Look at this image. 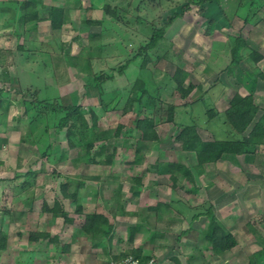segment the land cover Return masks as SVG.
Listing matches in <instances>:
<instances>
[{"label": "rangeland", "instance_id": "1", "mask_svg": "<svg viewBox=\"0 0 264 264\" xmlns=\"http://www.w3.org/2000/svg\"><path fill=\"white\" fill-rule=\"evenodd\" d=\"M29 1L43 3L45 9L57 5L63 7L67 3V17L61 30L55 34L49 30L44 34V26H41L39 33L30 31L25 37H16L14 33L3 29L0 47L7 51V54H3V61L15 63L11 73H15L19 83L0 84V88L6 93L0 112V142L2 136L6 140L5 146L0 148V160L3 162L0 166V180L13 181L16 175L21 177L14 182L0 183V231L7 237L6 250L0 252V264H14L20 253H28L26 264L110 263V258L96 248L81 247L83 236L79 228L83 218L75 213L76 203L60 196L58 187L64 179L58 177V174L76 180L82 177H99V180H84L77 192V203L81 204L84 215L98 212L108 216L115 225L116 236L124 239L126 227L139 221L138 217L133 216L112 219L118 199H121L126 211L130 213L140 210L138 202L144 206L149 203L156 205L179 201L181 204L176 208L171 207L172 210L162 212L161 223L160 219L153 217L155 228L160 231L158 234L161 236L156 235L154 227L140 224L141 233L136 234L139 237L136 247L141 244L146 248L150 247L148 251L144 248L148 256H153L151 248L160 245L166 248V253L171 249L168 253L171 254L170 257L181 259L182 264H187L189 259L192 264H248L252 253L261 249L258 237L264 238V195L257 193L252 186L247 187V182L254 180L240 165L229 161L207 166L206 169L204 165L200 174L192 170L194 184L182 179L172 183L162 170L145 173L143 170L152 166L156 160L177 161L191 169L194 167V155L183 152L180 143L173 140L176 127L194 125L198 136L203 140L238 138L232 130L228 136L223 133L226 129L222 116L215 118L209 114V111L216 113L218 107L223 109L232 93L226 98L216 99L215 92L210 87H214L215 76L231 62L230 46L233 37L241 36L247 42L254 38L248 32L253 31L255 24L264 17V11L256 14L257 7L264 6V1L257 0L256 4L250 6V2L246 0H216L204 5L205 18L192 12L167 28L165 49L169 52L168 58L156 62L155 57L161 55L163 50L153 51V63H156L148 65L152 81L168 84L162 94L161 114L156 126L160 143L158 148L141 151L144 155L143 164L135 169L124 163L134 158L136 141L132 136L115 143L118 150L112 166L98 163L106 154L105 143L70 150L67 148L65 130L57 134L53 130L50 132L48 143L53 145L51 155L41 157L38 148L21 142L29 128L21 97L15 93V89L37 90L40 99H58L64 104H79L87 118L90 111L96 113L99 130L113 129L118 124H123L127 129L133 128L136 120L142 116L141 105L135 101L133 109L124 114L122 93L139 75L138 62L132 63L124 75L116 72L114 80L105 84L110 92L104 97L103 105L99 104L97 91L85 86L84 78L91 73L109 72L122 65L135 53L139 43L149 37L140 21L159 24L163 11L186 0H133L129 6L127 2L131 0H79L78 3H73L74 0ZM106 3L124 8L121 15L128 20V27L117 24L121 30L106 28L102 36L91 38L88 35L100 33V27L89 26L84 21L101 19ZM246 15L251 16V26L243 23ZM135 17L139 19L136 20ZM209 19L213 21L209 22ZM4 26L6 25L3 24ZM18 46L27 52L22 53ZM62 46L64 50H61ZM66 51L69 54H65ZM244 54L246 56V51ZM178 66L192 71L185 85L189 82L196 85V89L186 100L181 99L174 84L169 83L166 78ZM245 70L247 66L242 63V66L233 65L229 71L238 74H232L234 77ZM255 72L252 71L254 74ZM220 86L219 81L217 90L223 88ZM151 90H154L153 86ZM255 103L264 105L263 101ZM169 104L175 107L173 122L167 121ZM41 128L42 124L35 128V133L38 134ZM135 134L132 132L133 136ZM44 145L41 142L39 147ZM95 152H100L102 156L94 158L92 162ZM254 170L255 166L249 169ZM28 171L35 172V184L21 190L19 187L24 180L23 175ZM141 173L143 188L140 196L132 197L129 192L130 184L125 179ZM56 198L61 200L72 223L66 224L61 218L41 213L42 203L46 201L51 206ZM211 202L216 203L215 208ZM208 204L212 205L215 216L237 241V246L228 252L214 254L210 245L205 242L203 232L208 225L206 218L201 217L191 222V217ZM248 223L253 225L257 236ZM188 226H191L192 231L182 238V242L178 241L177 235L188 229ZM32 227L58 237V244H51L47 240L29 243L27 233ZM114 244L118 249L123 248V245ZM65 245L72 246L70 251H64ZM170 261V264H176L175 261Z\"/></svg>", "mask_w": 264, "mask_h": 264}, {"label": "trees", "instance_id": "2", "mask_svg": "<svg viewBox=\"0 0 264 264\" xmlns=\"http://www.w3.org/2000/svg\"><path fill=\"white\" fill-rule=\"evenodd\" d=\"M214 1L216 0H186L173 8L163 11L159 19V24L153 22L145 24L144 21L141 20L140 24L147 30L146 32L149 37L139 43L135 53L127 58L122 65L112 68L109 72L91 73L84 78L85 86L91 87L97 91L99 95V104L103 105L104 97L110 92L106 89L105 84L114 80V74L116 72L118 75H124L132 63L138 62L137 68L139 70V75L136 77L133 84L125 88L122 93V111L124 114L133 109L135 101L141 105L142 116L136 120L133 128L127 129L123 124H118L113 129L108 128L99 130L98 116L95 112L90 111L89 117L87 118L83 114L79 104H64L58 99L52 101L40 99L37 90L31 91L19 88L15 93L21 97L22 105L25 110L24 116L26 117L27 126L29 128L28 133L21 139V142L35 146L39 149L41 157L46 158L51 155L53 146L50 142L48 143L50 132L53 130L55 134H57L65 130L67 148L70 150H81L83 148L92 147L96 143H105L107 146L106 154L98 163L112 166L118 150L115 143L119 139L132 136L135 137L136 141L133 152L134 158L132 161L124 163L130 165L131 169L141 166L144 160V155L141 151L159 147L160 136L156 132V126L158 125L161 114V104L163 103L162 94L167 89L166 86H168V84L164 85L162 82H154L151 80L152 72L148 69V65L151 62L153 63L152 52L163 50L161 55L155 57L156 62L167 59L169 56L168 50L165 49V33L167 28L177 19L183 18L185 15L192 12L205 18V16H203L205 13L204 5ZM246 1L250 2V6L257 3V0ZM78 2L79 0L73 1V3ZM132 2L133 0L127 2V5H132ZM65 6H51L48 11L43 12V7L41 5L29 0H20L17 2L0 3V10L13 9L15 11L13 14L17 16V19H15L17 24L16 35L18 37H25L30 31L36 30L38 23L42 20L49 21L51 30L54 34L59 32L67 17V3ZM263 8L264 6L262 5L257 7L258 11L256 14L263 12ZM123 11L125 10L121 6H111L106 3L103 7V17L101 19L84 21V23L89 26L100 27V33H90L88 36L91 38L96 35L102 36L106 28L121 30L117 24L127 28L129 22L121 15ZM249 15L243 18L244 24L249 23L251 17ZM135 19L138 20L139 18L135 17ZM262 20L263 18H261L259 22ZM208 21L211 22L213 19H209ZM61 48L64 50L63 46ZM18 49L21 52L23 50L21 46H18ZM245 51H248L250 55H255L254 64L261 60V57L256 55V52L248 48L246 41L242 39L241 36L233 37L230 46V64L239 65L245 57ZM66 54H69L68 51H66ZM191 73V70H185L178 66L172 75L166 76L168 82L174 84V89L183 100H186L196 89L194 83L189 82L185 85ZM11 84H15V82L12 81ZM151 86L154 87V90H151ZM5 95L6 93L3 89H0V112L3 108V99ZM258 110L259 108L252 94L246 96H241L238 93L234 94L229 101L228 108L224 111V116L231 130L238 135L237 139L203 140L198 136L194 125L176 127L173 140L180 143L183 152L194 155L196 160L194 167L191 169L184 163L177 161L156 160L152 166L149 168L146 167L143 173L162 170L172 183H176L178 180L182 179L194 184L195 180L192 170L200 174L204 165L215 164L229 157L233 159V162H236L239 156H253L254 159H256L260 148L264 146V109L261 115H258ZM174 112V105H167L168 122H173ZM209 114L210 117L214 115L211 111H209ZM41 124V131H39L38 134L35 133V128H38ZM249 128L250 130L248 133L244 135ZM132 132L136 134L133 136ZM1 139L0 148H3L6 140L3 136ZM41 142L45 143L42 148L39 147ZM100 156H102L100 152H95L91 161L93 162L94 158ZM2 164L3 162L0 160V166ZM20 177L21 175H16L13 181L0 180V183L14 182L15 179ZM23 177L24 180L19 187L21 190H25L27 187L35 184V172L28 171ZM58 177L64 179L58 187L60 196L63 199L76 203L75 213L83 218V222L79 228V232L83 236V242L80 243L81 247L90 246L91 248L98 249L102 254L107 255L111 261L106 264L120 263L128 257L137 259L141 264H146L147 261L151 259V256L143 255L142 248H136L134 246L136 234L140 231L141 221L146 222L150 216L159 218V215L163 211L172 210L171 207L176 208V206L180 204L179 201L157 203L155 206L130 213L126 211L121 199H118L116 201V212L112 215V219H114L115 216H133L138 217L139 222L135 225H128L126 227L125 239L117 238L115 234V225L110 221L108 216L98 212L84 215L81 204L77 203V192L79 188L83 186L84 180H99V177H82L79 179L77 178V180L61 174H58ZM125 180L130 184L129 192L131 196H140L143 188L142 173L133 175ZM41 213L50 215L53 218H61L66 224L73 222L69 214L65 211L59 198L54 199L51 206L44 201L42 203ZM201 217L206 218L208 221V225L203 232V237L205 242L210 245L214 254L228 252L237 246L235 237L215 216L211 204L203 207L200 212L193 215L191 217V222ZM260 218H262V215ZM248 226L251 227L252 232L257 236V231L253 228V225L248 223ZM191 231V226H189L188 229L180 232L176 239L179 241L181 238L187 237ZM258 238L257 242L261 246V249L252 253L249 257L248 264H264V238L261 236ZM45 240L51 244H58V238L56 236L52 237L47 231L39 232L36 228L32 227L27 233V241L29 243H39ZM114 243L123 245V248H116ZM6 246L7 237L0 231V252L5 251ZM71 247V245H65L64 251H70ZM27 254L28 253H20L14 264H26L25 259ZM173 261H175L176 264H180L179 260L175 257H173ZM187 264H192L191 259L187 261Z\"/></svg>", "mask_w": 264, "mask_h": 264}, {"label": "crops", "instance_id": "3", "mask_svg": "<svg viewBox=\"0 0 264 264\" xmlns=\"http://www.w3.org/2000/svg\"><path fill=\"white\" fill-rule=\"evenodd\" d=\"M15 1L17 2V1H20V0H9V1L1 0L0 3H8V2H15ZM32 2L37 3L39 5L42 4L41 6L43 7V9H42L43 12H46L49 9V8L45 9L46 6L43 3H38V2H35V1H32ZM13 13H15V11L13 9L0 10V45L3 42V39H2L3 29H7L11 34L14 33V35L16 37H18L16 35V31H17V26L16 25L17 24L15 22V19H17V16L14 15ZM3 24L6 25V26L3 27ZM247 25H250V22ZM41 26H44V28H45L44 29V34L47 33L48 30L52 33L51 27H50V23H49L48 20H42L40 22V24L37 26L36 31L34 30V33H39ZM252 29H253V31L248 32V34L249 33L253 34L254 38L251 41H249V42H247V40L244 39V38H242V39H244L246 41V43L248 45V48L250 50L256 52V55H259L261 57V60H259L256 64H254L255 55L254 56L250 55L249 52L246 51L245 59H243L238 66H242V63H243V64H245L247 66V70L243 71V73H241L239 76H237L238 74L236 72L235 73L234 72L231 73L229 71L230 68L233 65H235V64L231 65L229 63V65L227 67H225L224 69L221 70V72H219L218 76H220V77L215 76V79H213L214 80V83H213L214 87L213 86H212V88L210 87V89H212L211 91L215 92L214 93V98H216V99L217 98H219V99L220 98H226L229 95V93H232L231 95H229V97H228L229 99L227 100L226 104H224V107H222L223 109H220L218 107V108H216V113L213 112L214 113L213 116L215 118H219L220 116H222L224 118L223 121H224V124H225L224 126H225L226 130H224L223 133H226L227 136H228V134H229V132L231 130V127L226 123V119H225V116H224V111L228 108L229 101H230V99L232 98V96L234 94L238 93L241 96H246V95L252 94L253 97L255 98V101H257V102L258 101H263L264 102V17H263V20L261 22H258L257 25L255 24V26ZM24 52H27V51H25L23 49L22 53H24ZM3 54L4 55L7 54V51H5V49L0 47V84L1 83L2 84H6V83H10V82L14 81L15 84L18 85L19 82L15 78L16 77L14 75L15 73L14 72L11 73V69L15 68V63H13V62H9V63L5 62L4 63ZM248 68L250 70H248ZM252 71L253 72L256 71L255 74L252 73ZM232 74H237V75H234V77H233ZM217 77H218V79H217ZM219 81H220V84H221V86L223 88H220V90H217ZM17 89H19V87ZM17 89H15V91ZM256 105L259 108L258 115H261V113H262V111L264 109V105H260L258 103ZM249 130H250V128L246 131V133L244 135H246ZM226 140H230V139H226ZM238 158L239 157H237L236 162H233V159L231 157H229L226 160L218 161L216 164H207L204 167V169H206L207 166L220 165V164H222L224 162H227V161H229V163H236V164L240 165V167L243 168V171H245V173L247 175L250 174L252 176L253 180L255 181V182L254 181L253 182H247V184H246L247 187L250 188L252 186L257 191V193H261V194L264 195V146H262L260 148V150L258 152V155H257V159L255 161H254V157L253 156H241L240 159H238ZM253 165L255 166V170L254 171H249V169L254 167ZM161 201H163V200H161ZM137 204H138V208H140V210L142 208L145 209L147 207L155 206L153 203H149L148 205H144V206L141 203L139 204V202ZM211 204L215 208V204L216 203H214V202L212 203L211 202ZM136 209H137V207H136ZM132 212H137V211H132ZM162 215H163V213H161L159 215V218H157V219H160L159 220L160 223H161ZM119 217L120 216H115L114 219L118 220V219H120ZM152 219H153V217L150 216L147 219V221L146 222L145 221L142 222L141 225H143V226L144 225H148L149 227H154L155 228V225H154ZM135 224L136 223L131 224V225H135ZM222 224H224V223H222ZM156 225H158V224H156ZM139 233H141V232H138L137 235H140ZM155 233H157L156 235H159L158 233H160V231H158L155 228ZM159 236H161V234ZM117 238L124 239V237H120V236H118ZM138 238H139L138 236H136V238H135V241H134L135 242V247H136V245L138 243L137 242ZM182 241L183 240L181 238V242ZM152 242H153V240H152ZM188 244H190V243H188ZM146 247L147 246H145V245L143 246L141 244V246H137L136 248H142L143 255L148 256V255H146L145 251L148 248H150V247H148V248H146ZM151 249H152L151 251L153 252V256H151V259H153L156 264H170V262H171L170 259L173 260V257H170L171 254H168L169 252H171L170 251L171 249L169 251H167V253L164 252L166 250V248L161 247L160 245L154 246ZM100 253H102V252H100ZM69 257H72V256L69 255ZM77 257L78 256L76 254V258ZM178 260H179L180 264H182L181 259H178Z\"/></svg>", "mask_w": 264, "mask_h": 264}, {"label": "built area", "instance_id": "4", "mask_svg": "<svg viewBox=\"0 0 264 264\" xmlns=\"http://www.w3.org/2000/svg\"><path fill=\"white\" fill-rule=\"evenodd\" d=\"M111 264H115V263H111ZM116 264H141V263L137 259H133L132 257H128V258L124 259L123 261H121L120 263H116ZM146 264H156V263L153 259H150L149 261H147Z\"/></svg>", "mask_w": 264, "mask_h": 264}]
</instances>
